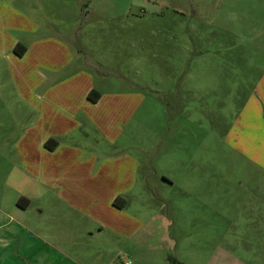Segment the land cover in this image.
I'll return each instance as SVG.
<instances>
[{"label": "rangeland", "instance_id": "374dc122", "mask_svg": "<svg viewBox=\"0 0 264 264\" xmlns=\"http://www.w3.org/2000/svg\"><path fill=\"white\" fill-rule=\"evenodd\" d=\"M132 6L136 13L129 16L92 19L87 38L99 61L90 68L105 72L96 84L135 92L137 110L115 115V127L105 135L90 129L75 135L104 155L135 154L157 174L133 197L145 226L130 238L88 237L81 241L87 240V255L78 259L264 264V167L231 150L232 135L225 139L234 129L262 143L261 129L247 124L255 110L236 120L247 98L257 97L264 72V0H134ZM262 146L252 145L249 153L243 145L237 148L258 157ZM162 171L173 185L161 180ZM181 201L198 202L201 214L184 232L177 224Z\"/></svg>", "mask_w": 264, "mask_h": 264}, {"label": "crops", "instance_id": "0c3cea01", "mask_svg": "<svg viewBox=\"0 0 264 264\" xmlns=\"http://www.w3.org/2000/svg\"><path fill=\"white\" fill-rule=\"evenodd\" d=\"M133 2L0 0V264H82L78 258L89 250L87 240L81 244L84 239L130 238L145 226L133 197L147 189V177L157 170L145 168L132 153L89 149L75 135L88 129L105 135L115 127V115L137 110L135 92L96 84L105 72L90 68L99 61L87 38L92 19L135 14ZM92 90L98 92L95 101L88 98ZM256 92L236 122L245 110H255L257 116L247 117V124L261 129L262 143L234 129L225 139L232 135L230 149L264 167L259 158H264V72ZM49 138L56 141L53 148L45 146ZM238 144L248 153L252 145L263 146L255 157ZM10 152L16 153L12 159ZM159 177L174 184L166 172ZM20 197L28 199L25 207L17 204ZM117 197L124 199L122 207L113 204ZM193 202L176 205L182 232L201 218L200 204Z\"/></svg>", "mask_w": 264, "mask_h": 264}, {"label": "trees", "instance_id": "16d2710c", "mask_svg": "<svg viewBox=\"0 0 264 264\" xmlns=\"http://www.w3.org/2000/svg\"><path fill=\"white\" fill-rule=\"evenodd\" d=\"M23 47L21 46H17L15 48L16 52L18 53H22L23 52ZM88 98L92 101H95L97 98H98V92L95 91V90H92L88 93ZM56 144V141L52 138H49L48 140H46L45 142V146L47 148H53V146ZM123 203H124V199L120 198V197H117L116 199H114L113 201V204L116 206V207H122L123 206ZM17 204L20 206V207H25L27 204H28V199L24 198V197H20L18 200H17Z\"/></svg>", "mask_w": 264, "mask_h": 264}]
</instances>
